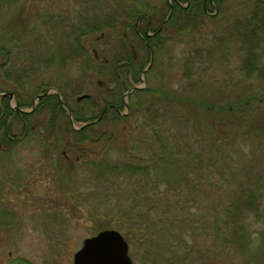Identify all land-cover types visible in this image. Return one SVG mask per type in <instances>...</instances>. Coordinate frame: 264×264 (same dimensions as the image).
<instances>
[{
    "label": "rangeland",
    "instance_id": "rangeland-1",
    "mask_svg": "<svg viewBox=\"0 0 264 264\" xmlns=\"http://www.w3.org/2000/svg\"><path fill=\"white\" fill-rule=\"evenodd\" d=\"M0 2V89L60 85L79 127L129 88L113 71L124 32L127 46L131 42L136 52L139 46L137 14L129 17V8L136 2L143 13L156 9L152 32L177 5ZM203 4L200 24L171 22L151 39L154 62L144 80L155 92L130 96L127 109L119 103L122 115L109 111L101 122L73 132L64 110L54 115L48 109L47 129L52 125L61 141L47 143L46 150L55 153L59 168L46 155L37 189L0 185V203L23 217L44 218L0 223V264L9 251L72 263L83 241L104 229L121 233L133 264H264V0ZM138 28L144 36L145 19ZM141 50L137 59L145 67L149 57ZM83 94L90 99L77 101ZM19 150L36 149L24 144ZM167 183L174 185L167 194L175 209L165 210L156 199L149 206L145 195Z\"/></svg>",
    "mask_w": 264,
    "mask_h": 264
},
{
    "label": "flooded vegetation",
    "instance_id": "flooded-vegetation-1",
    "mask_svg": "<svg viewBox=\"0 0 264 264\" xmlns=\"http://www.w3.org/2000/svg\"><path fill=\"white\" fill-rule=\"evenodd\" d=\"M173 1L178 6H182L180 4V0ZM186 1L188 5L189 0ZM210 2L213 4V0H210ZM169 8L172 12V4ZM205 12L207 13L206 8ZM167 16L162 19L158 27L152 32H149L151 29V24L153 23L151 17L146 13H142L137 16L138 19L136 18L133 24L134 36H136L139 42V46H137V52L134 48V44L131 42L128 41L129 45L127 46L125 42L127 40V34L125 32L123 33L122 41H118L119 52L118 57L116 58L117 63L114 66L115 68L113 71H115L117 78L120 79L122 86L126 87L127 85L129 88L122 93L120 100L114 98V100H111L112 102L108 101L100 113L97 116H94V120L92 119L87 121L91 122L89 125L95 124V122H101L104 117L108 115L109 111L117 113L118 116L122 115L119 103L123 104L127 109L126 106H129L128 98L133 94V92L136 90L146 89L147 85L144 80L143 87L134 88L130 92H127L129 89L137 86L132 85L134 81H138V85H140V78L144 67L138 69L141 64V60H138L137 58L140 59L141 56V45L144 46V54L148 55L149 61L151 57H153L154 62V51L156 44L152 42L151 39L156 38L159 32L165 27L170 15L168 17ZM141 19L146 20L144 36L140 33L138 28V22ZM127 48L129 49L130 55L135 62L128 58V50H126ZM94 57H97V53ZM104 59V62L108 65L109 69L112 68L109 63L110 59ZM150 68L145 70L143 73V79ZM134 75H136V78ZM126 76L129 78L128 82L125 81ZM31 88L29 91H24L21 87H17L16 89L12 87L10 90L0 89V185L5 182V185H8V187L18 191L33 190L40 186L38 181H40V175L45 174L46 155H50V161L53 160L52 165L54 164V167L57 166V168H59V162L56 158L54 159L53 156H51L55 153L53 151L46 150V144H51L58 140L61 141V137L51 133L53 132V129H50L52 125H49L47 129L46 113L51 112L50 114H52L54 112V115H56L57 109L60 112L61 110H64V114L66 115L67 121L70 125L69 127L74 130L73 132L78 130L74 128V123L77 118L76 109L71 104H68L69 102L67 97L61 94L62 88L60 85L46 87L45 82H40L36 87H33L32 89ZM51 95H55L56 97L55 104L51 101H48V103L44 101L45 98H51ZM85 99H90V96L85 97ZM126 113L127 112H124L123 114L125 115ZM19 125L21 128L20 133L17 132ZM74 139H76V135H74L72 139L70 138V141L72 142ZM63 140L67 142L66 136L63 138ZM24 144L27 148H34L36 150L21 152L19 149L23 147ZM62 156L64 160L67 159L65 151L62 153ZM54 167L52 166L51 168ZM30 202L35 201L33 200ZM37 202H40V200ZM24 206L26 205H23V207ZM13 207L14 206L9 204L0 203V214H2V220L0 223L5 222L4 225H1L8 226L13 224L10 223V221L21 223L23 220L30 222L32 220L44 218V216L32 214L23 217L20 214L21 211ZM47 218L52 217L47 216ZM74 254L72 256V263H69L64 261V259L54 260L51 258H45V256L42 254H39V257H36L39 259V261H36L32 259L25 251H21V253L9 251V259L3 264H10L14 259L17 258L26 260L31 264H73Z\"/></svg>",
    "mask_w": 264,
    "mask_h": 264
},
{
    "label": "water",
    "instance_id": "water-1",
    "mask_svg": "<svg viewBox=\"0 0 264 264\" xmlns=\"http://www.w3.org/2000/svg\"><path fill=\"white\" fill-rule=\"evenodd\" d=\"M153 58L151 57L149 64L143 69L140 78V85L134 86L127 92L134 88H141L144 86L143 73L149 69ZM51 90V89H49ZM88 94H83L77 97L81 100L88 97ZM127 107V106H126ZM100 118V117H99ZM98 118V119H99ZM91 122L83 123L82 126H75L74 128L80 129L89 125ZM10 264H31L26 260L17 258ZM73 264H133L128 253V243L124 237L114 229H104L97 234L86 238L83 241L81 248L75 252Z\"/></svg>",
    "mask_w": 264,
    "mask_h": 264
},
{
    "label": "trees",
    "instance_id": "trees-1",
    "mask_svg": "<svg viewBox=\"0 0 264 264\" xmlns=\"http://www.w3.org/2000/svg\"><path fill=\"white\" fill-rule=\"evenodd\" d=\"M4 1H10V0H3V2ZM203 2H205V1L204 0H189V4L186 7L173 5V10H172L171 15H170L168 21L166 22V24L171 23V22H176L177 23L178 20L182 21V23H183L182 28H184L185 25L193 27V26H195L197 24H200L202 22L201 19L203 17V14L206 13L205 12V6H204ZM0 5H1V2H0ZM136 5H137V3L135 2V6L129 8V10H130V12H129L130 15H128L129 17H131L132 15L134 17V15H136V14L138 16L139 14L143 13L142 12L143 8L139 9L138 8L139 6H136ZM2 7H3V5H2ZM155 12H156V9H154V7H151L150 11L148 12V14L150 15L152 21L154 19ZM258 21L260 23V19L259 18H258ZM261 24L264 27V15L261 16ZM90 26L94 28L93 25H90ZM182 30H184V29H182ZM140 68H142V64H140V66L138 67V69H140ZM154 92L155 91L153 89L146 88V89H142V90H136L135 92H133V94L131 96L138 95V94H141V93L150 94V93H154ZM171 96L172 95H169V97H171ZM46 97H48V96H46ZM50 97L52 99L56 100L55 95H51ZM177 98L180 99V100H183V97H177ZM48 99L49 98H47V99L45 98L44 101L48 103V101H47ZM156 186H157L156 190H150L145 195V197H144L145 202L146 203H150V201H151V203L149 204V206H151L152 203H153V200L156 199V200L162 201V202H159L160 203L159 206L165 208V210L175 209V207L171 206L172 204H170L171 202H170V199L168 197V194L171 192V190L172 189L175 190L173 188L174 185L167 183V184H165V188L164 189H161L158 185H156ZM152 188H153V186L151 185V189ZM167 192H168V194H167ZM157 194H158L159 197L157 196ZM156 200H154V201H156ZM175 206H176V204H175ZM178 212L181 213L180 214L181 216L185 217L184 213H183V209H179ZM141 223H142V221L140 222V224Z\"/></svg>",
    "mask_w": 264,
    "mask_h": 264
}]
</instances>
